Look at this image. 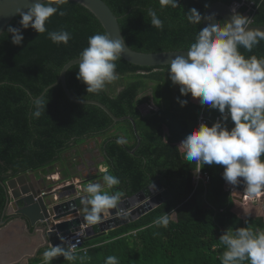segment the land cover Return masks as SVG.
<instances>
[{"label":"trees","instance_id":"obj_1","mask_svg":"<svg viewBox=\"0 0 264 264\" xmlns=\"http://www.w3.org/2000/svg\"><path fill=\"white\" fill-rule=\"evenodd\" d=\"M104 1L118 17L129 47L158 52L187 50L195 42L203 22L187 21L186 12L190 8L195 7L205 14L214 2L233 4L236 0H179L178 7L163 9L159 0ZM149 8L156 10L163 20V30L151 26ZM61 10L65 14L53 15L46 27L48 31L70 32L72 38L67 45L56 44L48 38L47 32L39 34L32 28L22 29V45L13 44L7 27H21L19 16L0 35V221L7 203L4 183L9 178L40 170L52 173V166L65 160L67 152L88 139L100 138L98 147L107 173L121 180L112 191L131 196L160 179L172 197L139 219L109 230L104 236L86 240L88 249L74 252L76 260L68 261L61 256L51 264H105L108 256L117 257L119 264H221L224 247L219 242L220 235L230 227L233 231L238 227L264 231V217L243 220L231 208L233 201L230 192L224 189L221 165L202 167L211 176L207 201L216 206V210L202 203L205 187L194 184L197 163L185 161L178 147L198 126L202 109L200 103L190 100V94L179 97L188 101L186 106L180 103L170 108L159 106L153 114L143 115L142 105L161 99L164 92L161 83H167L163 71L168 70L169 65L137 66L121 58L116 62V71L129 80L124 78L122 90L117 91L116 84H111L114 91L104 89L98 94L87 93V86L77 79L78 64L66 73L67 86L77 99L98 100L118 117L132 116L137 131L130 120L115 122L100 106L70 100L61 82L45 92L42 97L48 103L47 108L39 118H32L34 98H39L48 86L58 81L66 63L79 58L90 36L106 32L98 18L77 2L70 0ZM238 12L245 15L246 8ZM224 23L220 18L219 24ZM253 24L264 25V1L253 15ZM240 51L246 57H264V41L251 52L242 47ZM151 87L153 95H143ZM207 115L215 119L221 114L207 108ZM212 123L214 121H209V126ZM164 126L168 127L167 133ZM227 126L231 128L234 124L229 120ZM120 136L127 140L123 146L115 142ZM138 136L141 143L136 152L131 153L138 145ZM63 174L65 179L70 178L66 170ZM165 213L170 216L169 226L154 225L153 221ZM5 219L9 221L12 217ZM48 248L41 249L30 264H44L42 254ZM242 264L249 262L245 260Z\"/></svg>","mask_w":264,"mask_h":264},{"label":"clouds","instance_id":"obj_2","mask_svg":"<svg viewBox=\"0 0 264 264\" xmlns=\"http://www.w3.org/2000/svg\"><path fill=\"white\" fill-rule=\"evenodd\" d=\"M68 3L70 0H39L27 11L18 9L16 14L21 18V27H7L12 43L22 45V29L32 28L39 34L47 32L48 38L56 44L67 45L72 38L71 33L65 29L48 31L46 23L53 15H64L61 6ZM159 4L162 9L176 8L179 0H159ZM232 12L231 17L225 19L226 23L221 25L209 22L214 19L206 17L197 8H190L186 12L187 21L192 24L203 22L204 26L196 35L195 42L188 47L187 55L171 59L168 75L173 85L179 86L183 96L191 94L203 108L198 126L178 145L185 161L196 162L199 171L204 165L223 166V179L227 184L235 186L243 182L246 185L245 191L251 198L243 200L239 194L240 201L232 197L234 203L244 205L249 200L257 201L264 191V57H246L240 49L251 52L264 41V28L250 27L248 16L235 9ZM147 15L151 18L152 27L163 30L164 22L156 10L149 8ZM125 45L122 38H114L110 32L88 38V46L79 54L77 73V79L87 86V93L98 94L107 84L118 79L116 62L123 56ZM177 100L182 107L188 103L179 97ZM47 104L43 97L34 99L32 118H39ZM207 108L218 110L221 115L209 118ZM200 116H204L207 122L200 123ZM218 117L220 119L217 120ZM229 119L234 124L231 128L227 126ZM209 121L214 123L209 126ZM115 142L123 146L127 140L120 136ZM104 172L103 183H88L83 189L86 194L82 197L83 219L89 225L107 218L113 209H120V192L106 189L120 185L121 180L108 174L107 170ZM208 183L196 181V187ZM150 188L154 190L156 185L153 183ZM153 223L167 228L170 216L165 213ZM219 242L224 247L221 264H242L245 260L249 264H264V231H254L250 227H238L233 231L230 227L220 235ZM42 255L44 264H51L61 256L68 261L77 259L73 246L64 247V242L63 245L50 246ZM105 264H119V261L115 256H108Z\"/></svg>","mask_w":264,"mask_h":264},{"label":"water","instance_id":"obj_3","mask_svg":"<svg viewBox=\"0 0 264 264\" xmlns=\"http://www.w3.org/2000/svg\"><path fill=\"white\" fill-rule=\"evenodd\" d=\"M71 1L77 2L90 10L101 22L106 32H110L114 38H122L125 41L118 17L104 0ZM35 2H39V0H0V35L8 24L18 16L16 14L18 9L27 11ZM233 9L235 8L232 7V4L217 1L208 7L204 15L206 17L211 16L214 19L209 22L219 23L220 18L226 22L225 19H229L233 14ZM250 27L264 28V25L251 23ZM186 51L168 50L144 52L132 49L126 43L125 52L121 58L137 66L160 67L168 66L171 59L177 55H187ZM78 60L79 58H76L66 63L60 72L58 81L48 86L40 97L49 88L61 82L70 100L79 104H94L100 106L115 122L130 120L134 125L135 131H137L136 122L132 116L118 117L102 102L93 99H77L70 92L66 82V73L70 67L78 64ZM140 140L139 138V143ZM37 181L41 182V179H37ZM153 183L156 185L154 190L150 188ZM153 183L132 196H128L127 194L121 195L119 210L113 209L107 218H102L100 222L89 225L83 219L82 210V197L86 194L84 192L80 193L79 188L75 184L56 189L50 186L47 189L45 185L37 186L31 182L28 173L20 174L9 178L4 183L7 192V203L0 221V228L7 224L6 216L14 217L17 215L19 218H22L30 226L28 227V231L31 233L30 236L38 234L36 230H41L44 236V241L37 248V251L44 246L63 245V239L82 230L86 232L87 240L96 239L106 235L109 230L139 219L172 197L170 191L163 186L161 180ZM243 187V182L236 185V188L239 190ZM68 188H73V190L66 192ZM226 188L229 190L230 184H226ZM106 190L108 191V189ZM234 199L241 201V198L238 196H234ZM31 257V255L27 254L22 259H19L18 262L14 261L11 264L27 263ZM0 264H5V262L3 261Z\"/></svg>","mask_w":264,"mask_h":264},{"label":"crops","instance_id":"obj_4","mask_svg":"<svg viewBox=\"0 0 264 264\" xmlns=\"http://www.w3.org/2000/svg\"><path fill=\"white\" fill-rule=\"evenodd\" d=\"M190 100L193 102L199 103V100L192 98V96H191ZM152 103H154V101ZM178 103L179 102L177 100V105H178ZM148 104H150V103H148ZM154 106L157 108H152L154 110H151L150 112L143 113V115L144 116L151 115V114H153L154 111L159 109V106L155 105V103H154ZM202 110H203V108L201 109V112H202ZM201 112H200V114H201ZM136 126H137V124H136ZM164 129H165V133H167L168 127L164 126ZM139 138L141 139V137L138 136L137 147H135L131 151V153H135L139 144L141 143V140L139 143ZM88 141H93V142H88ZM86 142L90 143V147H91L92 144L95 142H96V144L100 143L101 139L100 138H91V139H88ZM86 142H84V143H86ZM84 143L80 144L79 146H77L76 148H73L72 150H70L68 152V154L70 153V155L66 156V159H65L63 164L60 162L61 166H63V167L61 169H59V170H66V169H68L67 167L70 166L71 167L70 168L71 173H69L70 178L77 176V174L81 177V180H78L77 183L76 182H70V183L66 184L65 180L63 181L64 185H66V186L74 185V184L76 186H78L80 193L84 192L83 189L88 183H96L97 182L94 180H93L94 181L93 182L92 179L98 178L99 179L98 182L103 183V179L101 177V174L104 173V170L108 169L105 166L104 156L101 154L99 147L97 146L98 150H94L95 152L89 150V151H87V154L82 153V149L80 146H82ZM180 143H181V141L178 143V145ZM94 153L100 154L101 158L98 156L96 158ZM95 158L100 159L101 161L99 160L100 162H97ZM67 162H70V163H67ZM74 165L78 166L77 167V169H78L77 174H73V171H74L73 166ZM198 169H199V166L197 165V168L194 171L195 187H196V181H198V179L196 177L197 176L196 171ZM201 170H203V168H201ZM29 177H30V181L33 182L35 185H37V186L38 185H45V187H47V189L50 186H53V187L64 186V185L58 184L59 183V177H61V176L59 173L57 175L56 172L53 173L52 175L48 174V175L41 176L39 174H35L33 177L31 175H29ZM36 178L41 179V182L37 181ZM43 180H45V181H43ZM157 180H160V179H157ZM157 180H155V181H157ZM210 182L208 184H200V185H204V187H205V192L203 193L202 203H204L207 206H211V208L216 210V206L212 205L211 203H209L207 201V191L209 189L208 186L210 185ZM226 184L227 183L225 181L224 189L227 191ZM108 191H109V189H108ZM253 207H255V206H252V205L247 206L246 204L243 205L242 203H239V202H235V203L233 202V205L231 208L237 213V215H239L244 220V219H247L249 217H255V216H252V212H251V209ZM221 210H223V209H221ZM28 227H30V226H29V224L28 225L26 224L25 220H23L22 218H19L17 215H15L14 217H12V219H10L7 222V224L5 226H2L0 228V263H2L3 261L5 262V264H11L14 261L18 262L19 259L23 258V256L29 254L32 257L29 259V261H27V263H24V264H30V261L34 257L37 256V254L39 253V251L41 249H43L45 247H50V246H44L37 251V248L44 241V236H43L41 230H39V231L36 230V232L38 234L30 236L31 233L28 231ZM87 249H88V247H87ZM86 251H84V252H86ZM16 264H20V263H16Z\"/></svg>","mask_w":264,"mask_h":264},{"label":"rangeland","instance_id":"obj_5","mask_svg":"<svg viewBox=\"0 0 264 264\" xmlns=\"http://www.w3.org/2000/svg\"><path fill=\"white\" fill-rule=\"evenodd\" d=\"M164 72V74H165V79H167L166 81H167V83H165V82H162L161 84H162V86L164 87V88H162L161 90H164V92L163 93H161V99L159 100V101H156V102H154L155 103V105H157V106H161V107H163V108H170L171 106H177V98L178 97H180L182 94L180 93V89H179V86L178 85H173V83L171 82V80H170V78H169V75H168V70H164L163 71ZM158 75H160V74H158ZM161 78H162V76H160ZM124 78L126 79V81H128L129 80V78L127 77V76H125V77H123V76H120V75H118V79L116 80V81H114V82H112L111 84H113V85H115L116 84V89H117V91H119V90H122L123 89V84L124 83H122L123 81H124ZM155 79H157V78H155ZM111 84H107L106 85V87H105V89L107 90V91H109V92H112V91H114V89L113 88H111L109 85H111ZM148 84H149V81H148ZM155 84H156V82H155ZM143 95H150V96H152L153 95V88L151 87V88H148L147 90H146V93H143ZM154 103H150V104H144V106L142 105L141 107H140V109H141V111L143 112V113H146V112H150L151 110H154V109H152V108H157V107H155L154 106ZM178 106H180V105H178ZM88 142H93V141H88ZM88 142H86V143H84L82 146H80L81 147V149H82V153H86L87 154V151H89V150H91V151H93V152H95L94 150H98V148H97V145H96V142L95 143H93L92 144V146L90 147V143H88ZM95 154V157L97 158V156L98 157H100V154H98V153H94ZM68 155H70V153L68 154V152L66 153V156H68ZM95 158V159H96ZM101 158V157H100ZM100 159H96V161L97 162H100L99 161ZM64 161L65 160H63L61 163L63 164L64 163ZM71 161V160H70ZM61 163L59 162V163H56L54 166H52V174L53 173H55L56 172V174L58 175V173L61 171V170H59V169H61L63 166H61ZM77 167L78 166H76V165H74L73 166V174H77L78 173V169H77ZM205 172V173H208L209 174V172H207V171H204V170H201L200 169V171H199V169L196 171V173H197V178H199V173L200 172ZM80 173V172H79ZM29 174L33 177L35 174H39V175H41V176H44V175H52L51 173H45V170H40V171H37L36 173L35 172H29ZM209 176H210V174H209ZM210 178H211V176H210ZM62 180H65V183L66 184H68V183H70V182H78V180H81V177L77 174V176H74V177H72V178H68V179H65L63 176H61V177H59V181H62ZM59 185H64V183H58ZM230 189L228 190L229 192H230V196H231V198L233 197V196H238L239 194H240V191H237V192H233L232 191V186L230 185ZM261 195H262V197L261 198H259V199H256L257 201H248V203H250V205H252V206H255V207H253L252 209H251V212H252V216H263L264 217V191H262L261 193H260ZM203 195V194H202ZM211 196L213 195L212 193L210 194ZM256 202V203H255ZM255 204V205H254ZM250 205H247V206H250Z\"/></svg>","mask_w":264,"mask_h":264},{"label":"built area","instance_id":"obj_6","mask_svg":"<svg viewBox=\"0 0 264 264\" xmlns=\"http://www.w3.org/2000/svg\"><path fill=\"white\" fill-rule=\"evenodd\" d=\"M264 0H236L233 2L232 7H234L237 11H240L242 8H246L245 15L249 17L251 20V23H253V15L255 11L257 10V7L261 2ZM220 119V117L217 118V120ZM201 122H207L204 116H200V123ZM199 183L200 181H203L204 183H208L210 181V176L208 173L205 172H200L199 173V178H197ZM246 185L241 189H237L236 185L232 186V191L237 192L240 191V196L243 200H246L248 198H251V195H249L246 191ZM260 195V194H259ZM85 240H86V234L84 231L78 232L74 235H71L67 239L64 240V247H68L69 245L73 246V251H79L83 250L86 251L87 248L84 247L85 245Z\"/></svg>","mask_w":264,"mask_h":264},{"label":"flooded vegetation","instance_id":"obj_7","mask_svg":"<svg viewBox=\"0 0 264 264\" xmlns=\"http://www.w3.org/2000/svg\"><path fill=\"white\" fill-rule=\"evenodd\" d=\"M78 146H79V145H78ZM67 168H68V169H66V171L69 172V173H71V171H70V168H71V167L69 166V167H67ZM63 171H65V170H61L59 173H60L61 176L64 177ZM93 180L98 182L99 179H98V178H95V179H92V181H93ZM94 181H93V182H94ZM59 183H63V181H59ZM72 190H73V188H68V189L66 190V192H70V191H72ZM109 192H114V191H112L111 189H109ZM122 194H124V193H122ZM122 194H121V195H122Z\"/></svg>","mask_w":264,"mask_h":264}]
</instances>
